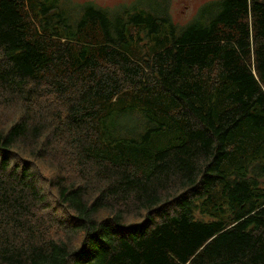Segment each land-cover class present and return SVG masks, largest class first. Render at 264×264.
I'll return each instance as SVG.
<instances>
[{
	"label": "trees",
	"instance_id": "obj_1",
	"mask_svg": "<svg viewBox=\"0 0 264 264\" xmlns=\"http://www.w3.org/2000/svg\"><path fill=\"white\" fill-rule=\"evenodd\" d=\"M171 2L0 0V264H264V0Z\"/></svg>",
	"mask_w": 264,
	"mask_h": 264
},
{
	"label": "rangeland",
	"instance_id": "obj_2",
	"mask_svg": "<svg viewBox=\"0 0 264 264\" xmlns=\"http://www.w3.org/2000/svg\"><path fill=\"white\" fill-rule=\"evenodd\" d=\"M88 1L94 2L100 7L113 9V8L117 7L118 5L123 4V3L124 4H130L133 0H62V2L68 8L72 9V11L75 9L76 6L80 5L81 3L88 2ZM171 1L172 2H171V6H170V11L172 13L174 21L184 24V23H187L189 20H191L196 15L199 8L204 3H206V1H209V0H171ZM32 4H33V2H32ZM32 7L34 8V6H32ZM29 15L34 19L36 18V12L35 11H30ZM164 44H165V42L163 43V41H160L157 44H153V46L155 48H161L164 46ZM137 53H138L137 47H135L131 54L136 55ZM136 56L140 57L139 55H136ZM217 71H218L217 69H213L212 73L215 75L217 73ZM0 98L4 99L3 97H0ZM163 100L166 103H168L167 105L161 104L162 109H167V111L164 113L163 119H165L169 123V126L172 127V129H170L169 132H167V130H164L161 133L162 138L160 139V141L158 143H154L152 141H150L148 143V145L154 150L165 148V147L169 146L171 144V141H170L171 137L175 136L177 138L179 136V134L176 133V129L177 130L179 129L178 124L183 125V123L185 121L184 119L180 118L179 115L177 116L178 105L173 103V102H170L168 95L164 96ZM23 109H24V107L22 106V103L19 100L15 101L14 106H12L10 108L3 109V107L0 105V126L6 127V126L10 125L13 121H15L16 119L19 118L20 114L21 115L23 114ZM247 132L252 133L253 128L247 127V128L241 129V134L244 135V133H247ZM60 137H61V135L58 136L57 140ZM255 137H256L255 135H252L251 137H248V139L246 141L249 142V144H255V143H257L255 140ZM55 150H56V152H58L59 147L56 146ZM230 160L233 164L235 161V158L232 157ZM40 164H42V163H40ZM46 167H47L48 171L51 173V175H53V171H52L53 166H52V168L49 166H46ZM71 172L75 176L80 175L78 173L77 168H71ZM84 172L91 175L90 183H91L92 188H91L90 192H92V189L94 187L100 186L104 183V180L99 178L98 175H96L93 165L86 166V168L84 169ZM44 173H45V171H44ZM46 175H48V174H46ZM48 176H50V175H48ZM50 187H49L48 183H44L43 189L46 193L48 204L51 206V208H53L55 210L54 217H55L56 221L54 222V224L50 228L57 230L59 228V223L57 222V219L58 218L62 219L64 221V223L67 225L71 220V215L69 213H67L63 208H61L55 202V200L52 196L49 197L48 190ZM51 191L55 192L54 189H51ZM106 215H107V212H104L101 214V216H106ZM136 218H137L136 216L130 215L128 219L130 221H134ZM46 226H48V224H46ZM46 226H43L44 229L46 228ZM76 240L78 241V240H80V238H77Z\"/></svg>",
	"mask_w": 264,
	"mask_h": 264
}]
</instances>
